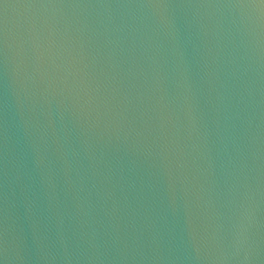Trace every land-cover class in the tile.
<instances>
[{"label": "water", "instance_id": "obj_1", "mask_svg": "<svg viewBox=\"0 0 264 264\" xmlns=\"http://www.w3.org/2000/svg\"><path fill=\"white\" fill-rule=\"evenodd\" d=\"M0 264H264V0H0Z\"/></svg>", "mask_w": 264, "mask_h": 264}]
</instances>
